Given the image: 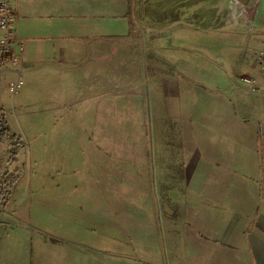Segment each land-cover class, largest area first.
Listing matches in <instances>:
<instances>
[{"label": "crops", "instance_id": "crops-1", "mask_svg": "<svg viewBox=\"0 0 264 264\" xmlns=\"http://www.w3.org/2000/svg\"><path fill=\"white\" fill-rule=\"evenodd\" d=\"M12 5L18 38L14 48L20 50L22 45L23 76L25 70L38 82L50 84L60 74L66 87H73L67 99L73 130L67 136H72L77 156L72 164L73 198H37L32 217L36 219L31 223L4 208L0 264H151L147 252L168 241L162 222L170 236L168 246L180 255L179 264L181 260L184 264H264V165L253 162L249 167L253 185L247 184L250 178L242 184L236 175L242 168L236 163L241 153L235 148H219L217 154L232 155L234 161L214 166L208 150L204 155L199 148L178 147L177 141L171 142L176 133L169 139V133L160 132L154 181L166 191L157 205L155 198H147L148 129L138 126L137 145L129 137L120 141L125 130L145 124L147 108L144 91L125 90L127 75L139 65L151 77L156 71V58L149 66L141 56L144 25L160 37L168 29L173 31L169 37L180 38L173 55L198 57L200 48L210 52L213 57L201 58L203 64L212 65L210 83L225 86L228 81L229 89L242 98L240 111L254 123H263L264 105L253 107V96L258 97L264 87V71L253 73L252 57L253 9L257 14L260 0H12ZM147 7L158 16L152 25L149 16L145 21L141 14ZM248 27L252 31L246 37ZM2 35L0 30V39ZM154 40L161 45L162 39ZM245 41L248 50L242 64L253 86L243 89L232 84L226 64L240 59ZM181 64L188 66L185 61ZM140 97L143 100L137 105L142 111H130L129 103ZM51 98L44 97L47 106H53ZM50 110L63 116L60 103ZM64 135L53 132L51 137ZM247 136L240 133L238 139ZM258 142H253L254 153L259 151ZM210 171L217 174L212 180ZM182 186L188 191L196 187L195 198H176ZM226 191L247 196L211 198ZM152 216L159 220L153 226L147 222Z\"/></svg>", "mask_w": 264, "mask_h": 264}, {"label": "rangeland", "instance_id": "rangeland-1", "mask_svg": "<svg viewBox=\"0 0 264 264\" xmlns=\"http://www.w3.org/2000/svg\"><path fill=\"white\" fill-rule=\"evenodd\" d=\"M259 8L253 21V51L264 50V0H260ZM147 9L141 14L145 21L148 15L147 22L152 25L153 19L158 16L154 15V10L151 7H147ZM144 30L146 33V38H143L145 49L142 47L141 56L148 60L146 63L149 66V61L152 63L156 58V71L151 77L150 74H145L146 69L141 71L140 65L136 68L133 67L126 77L125 90L128 93L136 94L144 91V98L147 101L145 124L135 122L138 123L135 124V128L131 132L125 130L123 133L126 134L123 135V139L120 138V141L127 142V137H129L130 141L132 142L133 138V142L137 145L140 143L137 136L140 129L138 126L148 129L147 142L145 140L144 143L146 174L150 179V183L147 184V195H149L147 198H155V204H157V198L159 200L164 198L166 191L165 187L159 188L157 181H154L159 163L158 160H155L154 150L155 148L157 150L156 143L159 141L160 132L169 133V139L173 133H176V138H171V142L174 141L176 145L175 141H177L178 147L199 148L204 155L208 150L214 166L217 163H224L227 166L228 163L234 161L232 155H227L225 158L224 155L217 154L219 148H235L237 152L241 153L240 161L237 160L236 163H241L242 167L240 171H236V175H240L242 184L245 183V178H250L247 184L253 185L251 181L253 180V171L249 167L253 166V162L264 165V121L262 124L254 123L249 115L240 111L238 103L242 98L237 95L236 91L229 89L231 84L228 81L225 86L210 83L209 72L211 71L209 69L212 65L203 64L204 60L201 59L202 57H204L203 59L213 57L210 52L200 48L197 50L198 57L173 55L171 52L178 50L177 45L181 41L175 36L169 37L170 32L173 31L164 29L169 33L166 32L160 37L153 34L146 25H144ZM251 31L249 27L246 29V37L250 35ZM156 38L162 39L160 46L155 42ZM190 50L196 51L195 49ZM247 50L248 46L245 41L240 52V59L235 58L230 64L228 61L226 64L229 76L233 78L234 83L232 84H240L243 89L253 86L243 78L248 75L242 64ZM184 52L188 54L189 49ZM183 61L188 62V66L183 67L181 64ZM235 68L236 70H234ZM257 70L260 69L253 62L255 75L259 72ZM141 73L145 80L142 79ZM55 76L57 78L52 77L51 88L50 84L38 82L35 79L36 76L34 78L24 70L23 83L14 92L11 89V83L14 82L15 74L0 73V109L5 112L10 128V134L0 144V158H4L3 168L19 176L13 190L11 203L6 206V210L8 212L15 211L21 217L24 216L23 219L26 220V223L27 219L30 223L36 219L32 217L36 213L37 198H62L64 195H70V198H73V182L76 176L72 164L73 157L77 156V150L75 148L73 150L72 136H67L73 130L72 120L67 117L72 114V106L67 99L72 95L73 87L67 88V83L64 84L60 74ZM259 92L258 97L253 96V107L256 109L264 105V87ZM50 96L54 102L53 106L60 103L62 117H57L56 112L50 110L53 106H47L49 100L44 97ZM245 98L247 97H243V99ZM142 100L140 97L129 103L130 111H138V113L142 111L137 105V101ZM245 101L247 104L249 103L248 100ZM253 115H257V112L253 111ZM53 132L56 135L63 132L65 135L62 138L51 137ZM240 133L248 134L247 139L243 137L242 140H239ZM13 134L21 140L15 159H11V151L16 143ZM111 141L116 146L114 136ZM256 141L259 142L255 149L258 148L259 151L254 153L253 142ZM236 157L239 158L238 155ZM180 172L183 171L179 170ZM209 173L211 180L217 176L216 172L210 171ZM193 192L198 193L196 187H192V190L188 191L182 186L176 198H195ZM245 196L247 195L244 193L242 196L237 194L235 196L233 192L226 191L223 194L221 192L219 195L211 196V198H246ZM4 208H1L0 215L4 213ZM29 212L30 216L26 218V214L28 215ZM157 221L159 222L153 216L152 219L147 217V222L151 226ZM161 228H163V235L167 233L164 239L168 238L169 241L170 236L165 231L163 222ZM168 241L164 240L160 249L156 245L155 251L147 252V261H150L151 264H179L180 255L178 251H174L168 246L167 243L170 242ZM181 264H184V261L181 260Z\"/></svg>", "mask_w": 264, "mask_h": 264}, {"label": "built area", "instance_id": "built-area-1", "mask_svg": "<svg viewBox=\"0 0 264 264\" xmlns=\"http://www.w3.org/2000/svg\"><path fill=\"white\" fill-rule=\"evenodd\" d=\"M256 10L253 9V21ZM14 9L12 0H0V30L3 35L0 39V73L12 72L15 74L14 82L11 83V89L16 92L23 83V59L20 50L14 48L17 36L13 27ZM251 29V28H250ZM252 57L257 67L264 71V50L253 51ZM244 81L252 83L248 76H244Z\"/></svg>", "mask_w": 264, "mask_h": 264}, {"label": "trees", "instance_id": "trees-1", "mask_svg": "<svg viewBox=\"0 0 264 264\" xmlns=\"http://www.w3.org/2000/svg\"><path fill=\"white\" fill-rule=\"evenodd\" d=\"M10 134V128L6 114L3 109H0V144L4 139ZM13 138L16 139L15 147L11 151V159L17 157L18 149L21 145V140L17 139L13 134ZM4 158H0V210L1 208H6V206L11 202V197L13 194L14 187L19 179V176L14 172L2 167V161Z\"/></svg>", "mask_w": 264, "mask_h": 264}]
</instances>
